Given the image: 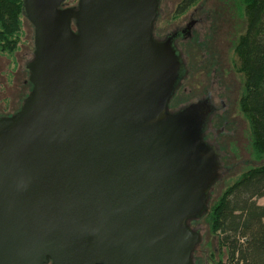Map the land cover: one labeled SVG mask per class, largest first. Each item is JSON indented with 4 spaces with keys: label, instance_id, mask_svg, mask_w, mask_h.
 Returning <instances> with one entry per match:
<instances>
[{
    "label": "water",
    "instance_id": "95a60500",
    "mask_svg": "<svg viewBox=\"0 0 264 264\" xmlns=\"http://www.w3.org/2000/svg\"><path fill=\"white\" fill-rule=\"evenodd\" d=\"M23 0L32 90L0 117V264H193L219 154L159 0Z\"/></svg>",
    "mask_w": 264,
    "mask_h": 264
},
{
    "label": "rangeland",
    "instance_id": "374dc122",
    "mask_svg": "<svg viewBox=\"0 0 264 264\" xmlns=\"http://www.w3.org/2000/svg\"><path fill=\"white\" fill-rule=\"evenodd\" d=\"M77 2L67 0L65 6H74ZM181 2L160 0L154 34L162 38L177 26L186 27L192 14L201 20L194 28L193 37L177 43L186 71L169 110L175 112L198 102L207 106L208 123L211 120L214 135L208 140L204 134L203 139L219 154V176L209 193V207L216 204L243 174L264 163V158L260 159L253 147L250 120L238 105L245 78L238 70L241 60L236 46L245 31L246 18L238 0H198L184 14H179L177 9ZM18 27L9 38L14 41L19 36L16 49L11 53V50L0 48V117L20 111L33 87L27 66L34 58V26L21 13ZM223 108L227 111L232 108V113ZM226 120L229 124H225ZM258 202L264 205V196ZM206 213L189 221L190 227L201 234L193 264L226 262L225 249L220 248Z\"/></svg>",
    "mask_w": 264,
    "mask_h": 264
},
{
    "label": "trees",
    "instance_id": "16d2710c",
    "mask_svg": "<svg viewBox=\"0 0 264 264\" xmlns=\"http://www.w3.org/2000/svg\"><path fill=\"white\" fill-rule=\"evenodd\" d=\"M198 0H182L177 13L185 12ZM244 7L245 31L239 38L236 53L241 60L245 88L238 105L252 126L253 147L264 158V0H238ZM24 12L23 0H0V48L16 49L18 37L10 35L18 29ZM264 163L243 174L213 206L208 207L210 226L226 262L217 264H264Z\"/></svg>",
    "mask_w": 264,
    "mask_h": 264
},
{
    "label": "flooded vegetation",
    "instance_id": "af4514ba",
    "mask_svg": "<svg viewBox=\"0 0 264 264\" xmlns=\"http://www.w3.org/2000/svg\"><path fill=\"white\" fill-rule=\"evenodd\" d=\"M159 2H160V0H159ZM179 7V6H178ZM191 7V6H190ZM189 7V8H190ZM188 8V9H189ZM187 9V10H188ZM178 10V9H177ZM186 10V11H187ZM185 11V12H186ZM185 12H183V13H181V14H184ZM23 14H24V16H25V13L23 12ZM199 21H201V20H198V19H195V16H194V14H192L191 15V22L189 23V24H187V26L186 27H181V26H177L176 27V29L173 31V32H171V33H169V34H167L165 37H162V38H157V37H155V34H154V37L157 39V40H160V41H165V40H167V39H169L170 37H172V36H175V41H174V44H175V46H176V48L178 49V47H177V43L179 42V41H181V40H183V39H188V38H191V37H193V31H194V28L196 27V25L199 23ZM154 28H155V24H154ZM178 51H179V53H180V55H181V51L178 49ZM28 67V66H27ZM185 76V75H184ZM184 78V77H183ZM183 80V79H182ZM182 80H181V82H182ZM180 82V83H181ZM180 83H179V85H180ZM178 85V86H179ZM223 96H224V94H223ZM210 98V97H209ZM225 106V105H224ZM213 108V107H212ZM224 110H226V108H223ZM228 110V109H227ZM226 110V112L228 113L229 112V114H230V111L232 110V108H229V111H227ZM225 112V113H226ZM226 113V114H227ZM231 113H232V111H231ZM225 124H229V121L228 120H226L225 121ZM220 133V130H217V134H219ZM205 134V138H208V140H212V137H213V135H214V131H213V127H211V120H209V123H208V128H207V131L204 133Z\"/></svg>",
    "mask_w": 264,
    "mask_h": 264
}]
</instances>
